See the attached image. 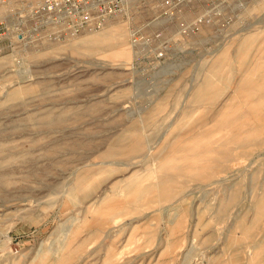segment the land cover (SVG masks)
<instances>
[{
  "label": "rangeland",
  "instance_id": "1",
  "mask_svg": "<svg viewBox=\"0 0 264 264\" xmlns=\"http://www.w3.org/2000/svg\"><path fill=\"white\" fill-rule=\"evenodd\" d=\"M41 1L0 0V264H264V0Z\"/></svg>",
  "mask_w": 264,
  "mask_h": 264
},
{
  "label": "built area",
  "instance_id": "2",
  "mask_svg": "<svg viewBox=\"0 0 264 264\" xmlns=\"http://www.w3.org/2000/svg\"><path fill=\"white\" fill-rule=\"evenodd\" d=\"M127 0H42L33 11L42 26L56 29L54 37L76 36L103 27L113 15L121 12ZM0 24V35L5 32ZM21 247L16 246L15 254Z\"/></svg>",
  "mask_w": 264,
  "mask_h": 264
},
{
  "label": "crops",
  "instance_id": "3",
  "mask_svg": "<svg viewBox=\"0 0 264 264\" xmlns=\"http://www.w3.org/2000/svg\"><path fill=\"white\" fill-rule=\"evenodd\" d=\"M40 250L41 251L39 252V254L34 259L35 261H42L46 257V255H47V248L46 247H42ZM48 250H50V249H48ZM24 256H26V255L25 254H19L17 256H10L9 257V260L11 262H13V263H16V262H18V260L20 258H22ZM8 264H9V262H8Z\"/></svg>",
  "mask_w": 264,
  "mask_h": 264
},
{
  "label": "bare ground",
  "instance_id": "4",
  "mask_svg": "<svg viewBox=\"0 0 264 264\" xmlns=\"http://www.w3.org/2000/svg\"><path fill=\"white\" fill-rule=\"evenodd\" d=\"M111 18H109L108 20H107V22L110 20ZM106 22V23H107ZM101 29V28H100ZM173 164V163H172ZM179 167V166H178ZM171 169H176V166L175 165H172V167H171Z\"/></svg>",
  "mask_w": 264,
  "mask_h": 264
}]
</instances>
